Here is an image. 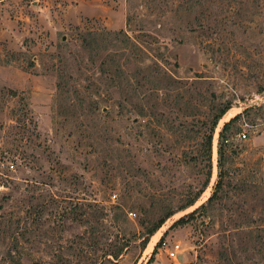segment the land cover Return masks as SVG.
I'll use <instances>...</instances> for the list:
<instances>
[{
    "label": "rangeland",
    "instance_id": "rangeland-1",
    "mask_svg": "<svg viewBox=\"0 0 264 264\" xmlns=\"http://www.w3.org/2000/svg\"><path fill=\"white\" fill-rule=\"evenodd\" d=\"M17 260L264 264V0H0V264Z\"/></svg>",
    "mask_w": 264,
    "mask_h": 264
},
{
    "label": "trees",
    "instance_id": "trees-1",
    "mask_svg": "<svg viewBox=\"0 0 264 264\" xmlns=\"http://www.w3.org/2000/svg\"><path fill=\"white\" fill-rule=\"evenodd\" d=\"M191 10L193 8V5L190 6ZM91 34V33H90ZM90 37H92L90 35ZM229 108V105H226L225 107H223L219 113L216 115V118L214 119L212 126L210 128L209 133L206 135V139H205V145L207 148V153L208 156L210 154L211 151V141H212V135H213V128L216 125V123L218 122V119L224 114V112ZM240 119V114L237 113L234 116H232L231 118H229L227 121H225L221 127V130L219 132V148H218V155H219V172H218V180L216 181L213 191L210 194V196L207 199L208 203H211L217 196L218 192H220L223 188V178L225 176V170L223 169V165H222V161H221V157L224 154V145L225 142L227 140L226 137V132ZM199 193L196 194L195 196H193L189 201H187V203H185V205L182 208L188 207L190 205H192L195 200L198 198ZM204 205H200V207H203ZM198 208L194 209L193 211L190 212V214H193ZM172 213L169 211L167 213H165V215H163L160 219H158L149 229H147L146 231V236L144 238V243L146 244L148 241V238L159 228V226L164 222V220L169 217ZM191 216V215H189ZM187 221V218L185 216L180 217L179 219H177L174 224H178V223H184ZM116 256V255H115ZM17 264H21V262L19 260L16 261Z\"/></svg>",
    "mask_w": 264,
    "mask_h": 264
},
{
    "label": "built area",
    "instance_id": "built-area-1",
    "mask_svg": "<svg viewBox=\"0 0 264 264\" xmlns=\"http://www.w3.org/2000/svg\"><path fill=\"white\" fill-rule=\"evenodd\" d=\"M242 137H245V132H241L240 134ZM179 245L178 244H174L173 247L171 249L168 250V254L170 256H175L177 251H178Z\"/></svg>",
    "mask_w": 264,
    "mask_h": 264
},
{
    "label": "water",
    "instance_id": "water-1",
    "mask_svg": "<svg viewBox=\"0 0 264 264\" xmlns=\"http://www.w3.org/2000/svg\"><path fill=\"white\" fill-rule=\"evenodd\" d=\"M62 39L65 40V36H63Z\"/></svg>",
    "mask_w": 264,
    "mask_h": 264
}]
</instances>
